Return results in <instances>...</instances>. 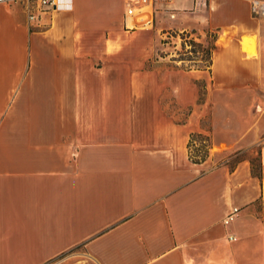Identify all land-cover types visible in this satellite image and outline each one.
I'll return each instance as SVG.
<instances>
[{
	"label": "crops",
	"instance_id": "1",
	"mask_svg": "<svg viewBox=\"0 0 264 264\" xmlns=\"http://www.w3.org/2000/svg\"><path fill=\"white\" fill-rule=\"evenodd\" d=\"M72 2L38 22L0 4V264H49L77 247L85 264H264L252 209L264 178L248 160L230 172L214 159L262 145L264 166V15L253 0L164 5L179 24L196 8L191 26L216 31L219 47L211 72L160 76L146 68L153 36L136 33L157 18L130 28L125 0ZM197 133L210 141L199 164L188 150Z\"/></svg>",
	"mask_w": 264,
	"mask_h": 264
},
{
	"label": "rangeland",
	"instance_id": "2",
	"mask_svg": "<svg viewBox=\"0 0 264 264\" xmlns=\"http://www.w3.org/2000/svg\"><path fill=\"white\" fill-rule=\"evenodd\" d=\"M163 4H157V10L159 13L157 14L158 23L155 24L153 29L148 30H138V32H148L153 36L154 42L157 44L158 55L155 59L150 60L147 63L148 69H156L158 74L161 76L162 73L166 70L176 69V68H185V67H197L202 66L204 63L199 62L203 57L201 46L208 45V38L206 35V31L211 29L210 27L202 28L199 25L191 26L194 21H196V17L198 13L195 12L196 8L194 7H186L181 10L180 19L182 18V24L175 23V20L167 19L165 13L163 12ZM195 18V19H194ZM194 20V21H193ZM185 28V29H184ZM136 33H126L128 36H133ZM189 39H185V38ZM185 39L187 46L183 49L182 43ZM193 41L195 44H190L189 42ZM248 41V42H247ZM247 42V44H246ZM250 43V44H249ZM243 50H247L250 54H256V41L249 40L247 38L243 39ZM169 55H173L172 57L165 58ZM176 58L177 60L183 59L184 61L179 62H170L172 58ZM156 59L159 62H156ZM197 76H200L201 73H197ZM207 75V74H205ZM206 77V76H205ZM202 85V84H201ZM264 94V82L262 91ZM206 97L205 90L201 89L200 98L203 101ZM163 102L166 104L167 111L170 112L177 121L183 118V111H181L178 107L175 106L173 102V97L171 92L166 90L163 94ZM204 126L208 127L210 125L209 117L204 120ZM195 147L194 154H200L201 151H198V145ZM227 155L225 153H218L215 155L214 159L220 161L224 159ZM253 157L257 158V154L255 152H246L244 157ZM255 212H261L258 216L264 222V204L263 202L255 203L253 208ZM84 251L81 247H77L67 253L61 255L57 260L52 261L49 264H85L82 262L84 259Z\"/></svg>",
	"mask_w": 264,
	"mask_h": 264
},
{
	"label": "built area",
	"instance_id": "3",
	"mask_svg": "<svg viewBox=\"0 0 264 264\" xmlns=\"http://www.w3.org/2000/svg\"><path fill=\"white\" fill-rule=\"evenodd\" d=\"M174 0H125L126 17L134 18V21L129 23L130 28L135 27H153L156 21V16L159 13L157 4L171 6ZM18 3L24 6L29 21H39L43 15L57 11H71L73 9L72 0H0V4ZM201 5V0H195L194 6ZM253 13L264 15V1L253 0ZM171 17L174 13L170 11ZM238 209H233L232 212L224 220L225 224L233 221L236 217ZM231 240L234 238L230 237Z\"/></svg>",
	"mask_w": 264,
	"mask_h": 264
},
{
	"label": "trees",
	"instance_id": "4",
	"mask_svg": "<svg viewBox=\"0 0 264 264\" xmlns=\"http://www.w3.org/2000/svg\"><path fill=\"white\" fill-rule=\"evenodd\" d=\"M207 38H208V45L206 46H201L200 48L202 49L203 57L202 59L199 60V62L204 63L202 66H197V67H185L183 68L184 70L190 71V70H200V71H209L211 72V67L213 64V54L214 52L218 49L217 45V39L218 35L216 31H207ZM189 39V38H185ZM185 39L182 43L183 49L185 46H187V43L185 42ZM190 44H195L193 41L189 42ZM172 62H179V61H184L183 59L177 60L176 58L171 59ZM201 89H205L203 85L200 87ZM201 99V98H200ZM195 144L198 145V151H201L200 154H194L195 151ZM188 150H189V158L193 163H201L204 162L208 157H209V150H210V141L209 137L203 133H197V134H192L189 144H188ZM262 145H255L251 148H249L247 151L241 152L237 151L231 154H228L224 160L222 159V162L226 165L228 170L230 172L234 171L236 166L242 162L243 160H248L251 165V173L254 177H257L259 179L264 178V166L262 163ZM255 152L257 154V158H253L251 156L249 157H244V154L246 152ZM262 200L259 199L255 203L261 202Z\"/></svg>",
	"mask_w": 264,
	"mask_h": 264
},
{
	"label": "bare ground",
	"instance_id": "5",
	"mask_svg": "<svg viewBox=\"0 0 264 264\" xmlns=\"http://www.w3.org/2000/svg\"><path fill=\"white\" fill-rule=\"evenodd\" d=\"M248 42V41H247ZM247 42H246V44H247Z\"/></svg>",
	"mask_w": 264,
	"mask_h": 264
}]
</instances>
